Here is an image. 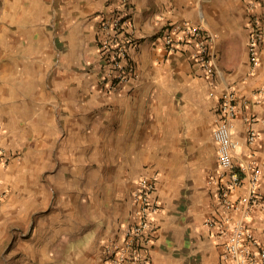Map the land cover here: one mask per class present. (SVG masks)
I'll list each match as a JSON object with an SVG mask.
<instances>
[{
	"label": "crops",
	"instance_id": "obj_1",
	"mask_svg": "<svg viewBox=\"0 0 264 264\" xmlns=\"http://www.w3.org/2000/svg\"><path fill=\"white\" fill-rule=\"evenodd\" d=\"M111 1L119 0H0V257L107 264L104 247L122 238L137 178L153 176L154 264H231L225 236L207 218L228 230L240 218L264 245V39L253 64L250 0H128L139 42L133 75L115 92L91 66L95 14ZM257 4L264 14V0ZM49 6L61 18L50 33ZM33 16V25L16 21ZM177 22L203 27L212 72L196 58L195 40L166 51L159 32ZM226 91L234 161L245 168L230 198L250 193L254 165L259 173L244 213L222 207L214 182L212 130Z\"/></svg>",
	"mask_w": 264,
	"mask_h": 264
},
{
	"label": "built area",
	"instance_id": "obj_2",
	"mask_svg": "<svg viewBox=\"0 0 264 264\" xmlns=\"http://www.w3.org/2000/svg\"><path fill=\"white\" fill-rule=\"evenodd\" d=\"M113 2V1H111ZM107 10L97 11L95 58L91 66L96 71L98 84L107 91L115 92L119 86L127 82L133 75V63L130 51L138 42L133 22V6L128 0L110 3ZM257 0H250L251 33L248 39V51L251 63L256 62L258 45L264 39V14L258 10ZM161 33V34H160ZM160 37L167 52L180 47L186 38L195 40L196 58L203 67L213 71V54L203 39V27L190 22H177L166 25ZM264 100V85L258 89ZM235 114L233 95L226 91L220 105V118L212 130L217 144L218 174L214 177L218 198L227 211L244 213L256 202L253 189L258 179V170L254 165L250 177V193L236 199L230 198V192L239 187L242 181L244 166L234 161L237 142L232 138V120ZM253 131L248 136L253 140ZM155 178L142 176L137 178L132 191L134 209L130 221L123 226L121 240L108 242L104 247V260L107 264H154L152 257V225L150 214L158 209ZM205 226L216 228L225 236L224 255L231 264H264V245L240 218L229 230L225 220L207 218Z\"/></svg>",
	"mask_w": 264,
	"mask_h": 264
},
{
	"label": "rangeland",
	"instance_id": "obj_3",
	"mask_svg": "<svg viewBox=\"0 0 264 264\" xmlns=\"http://www.w3.org/2000/svg\"><path fill=\"white\" fill-rule=\"evenodd\" d=\"M4 19V17L1 18V20ZM39 20V16H33L31 18H24V17H17L16 21L17 23H21L22 24L26 21L27 23L30 22L32 25L38 23ZM4 24H7V22H5ZM61 25V18H60V14H58L57 12H55V10L53 11L51 9V7L49 6L48 11H47V26L49 28V33L50 31L52 32V30L54 29V31H56L57 27ZM5 256H1L0 257V263L4 264L5 262Z\"/></svg>",
	"mask_w": 264,
	"mask_h": 264
}]
</instances>
